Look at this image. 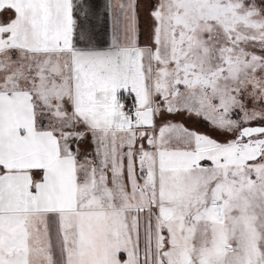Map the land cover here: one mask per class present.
I'll return each instance as SVG.
<instances>
[{
	"label": "snow or ice",
	"instance_id": "obj_1",
	"mask_svg": "<svg viewBox=\"0 0 264 264\" xmlns=\"http://www.w3.org/2000/svg\"><path fill=\"white\" fill-rule=\"evenodd\" d=\"M0 264H264V0H0Z\"/></svg>",
	"mask_w": 264,
	"mask_h": 264
},
{
	"label": "rangeland",
	"instance_id": "obj_2",
	"mask_svg": "<svg viewBox=\"0 0 264 264\" xmlns=\"http://www.w3.org/2000/svg\"><path fill=\"white\" fill-rule=\"evenodd\" d=\"M101 1H102V0H99V1H98V5L100 6V9H103L102 11H104V10H105L106 2H104V3L102 4Z\"/></svg>",
	"mask_w": 264,
	"mask_h": 264
},
{
	"label": "crops",
	"instance_id": "obj_3",
	"mask_svg": "<svg viewBox=\"0 0 264 264\" xmlns=\"http://www.w3.org/2000/svg\"><path fill=\"white\" fill-rule=\"evenodd\" d=\"M98 1H99V0H96V3H97V4H98ZM101 2H102V4H103L104 2H106V3H107V2H108V0H102ZM105 6H106V5H105ZM102 10H103V9H101V12L103 13V11H102Z\"/></svg>",
	"mask_w": 264,
	"mask_h": 264
}]
</instances>
